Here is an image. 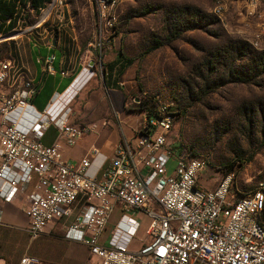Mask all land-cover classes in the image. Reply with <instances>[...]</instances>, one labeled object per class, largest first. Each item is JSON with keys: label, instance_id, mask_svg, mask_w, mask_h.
Here are the masks:
<instances>
[{"label": "rangeland", "instance_id": "374dc122", "mask_svg": "<svg viewBox=\"0 0 264 264\" xmlns=\"http://www.w3.org/2000/svg\"><path fill=\"white\" fill-rule=\"evenodd\" d=\"M60 1L59 6L57 0H48L38 10L26 1L18 8L15 28L26 32L29 25L31 36L39 37L46 29L47 37L64 38L69 50L82 59L83 69L92 73L66 102L63 113L68 124L100 127L104 121L101 129L109 128L106 106L112 109L114 95L124 106L125 116L113 119L120 128L135 127L142 103L167 104L179 113L170 142L174 149L181 145L186 154L203 159L206 169L199 182L205 188L214 187L210 178L226 173L233 176L230 198L264 188V67L253 60L264 51V0L247 17L239 11L242 0H224L220 18L211 12L216 0H115L113 30H108L106 46L100 50L95 0ZM17 35L25 34L0 31V60L9 58L7 44ZM234 42L246 45L234 51ZM100 110L101 117L90 119ZM97 138L90 131L66 148H73L77 157L99 143ZM115 145H110L112 150ZM173 161L171 157L168 170ZM150 210L157 211L156 206L151 204ZM121 214L116 205L100 242L110 237ZM133 217L138 228L126 249L134 253L153 238L146 236L147 215L135 211ZM0 236L6 238V233L0 230ZM20 240L18 236L19 260L39 261L40 248L51 242L29 238V252H20Z\"/></svg>", "mask_w": 264, "mask_h": 264}, {"label": "built area", "instance_id": "2783aa9c", "mask_svg": "<svg viewBox=\"0 0 264 264\" xmlns=\"http://www.w3.org/2000/svg\"><path fill=\"white\" fill-rule=\"evenodd\" d=\"M95 2L100 50L106 46L108 30H113L115 0ZM258 3L242 0L239 11L252 16ZM224 8V0H216L211 12L220 18ZM41 70L54 74L50 58L41 61ZM1 88L11 91L0 93V199L10 202L32 184L24 210L30 239L61 221L63 238L82 244L96 258L93 264H264V188L230 198L233 176L229 173L210 178L215 185L205 188L199 182L206 169L203 159L189 156L183 148L174 149L170 142L176 119L171 106L155 102L152 109L139 111L130 136L116 143L98 174L90 175L89 157L100 152L93 147L76 164L64 160L58 139L71 147L89 130L68 124L63 112L57 116L48 111L56 96L42 112H33L32 123L24 129L18 120L31 110L29 100L37 84L14 60L4 59L0 60ZM50 125L58 139L45 146L39 139ZM151 204L157 211L150 210ZM116 205L122 214L110 237L99 244ZM135 211L150 219L146 236L153 241L133 253L126 247L138 228ZM17 264H38V260L23 257Z\"/></svg>", "mask_w": 264, "mask_h": 264}, {"label": "crops", "instance_id": "0c3cea01", "mask_svg": "<svg viewBox=\"0 0 264 264\" xmlns=\"http://www.w3.org/2000/svg\"><path fill=\"white\" fill-rule=\"evenodd\" d=\"M40 25L41 24L38 23L36 26L40 27ZM29 28H31V26L29 27L28 25L25 28L26 32H19L14 26L11 30L5 33L17 32L18 34H25L22 36L17 35L9 44H7L8 59L14 60L19 66H21L26 73V77L37 84L36 93L29 100L31 110H27L18 120V125L24 129L28 128L29 124L32 123L34 118L33 112H42L49 104L50 100L55 96L63 94L66 90L69 92L74 88L80 77L83 79L82 88L92 77L90 76L87 78V73L89 72L88 70L83 69L82 59L78 57V54L73 53L74 50L73 52L71 51L72 49L69 50L67 44L65 45L64 43V38L58 37L57 39H51L50 37H47L48 32L46 29H43L42 31L43 35L34 37L31 36ZM76 49L79 51L77 46ZM44 58H50V66L54 71L53 75H48L42 72L41 61ZM80 69L83 70L79 71ZM78 72H81V74L75 80L76 76L79 74ZM80 88L77 91H80ZM10 91V88L0 89V93L4 94L10 93ZM113 101L112 109L108 108V105L106 104L107 111H110L111 114V120L108 121L110 124L109 128L106 127L105 129H101V126L106 125L104 121L100 124V127L97 123L82 125L89 130L84 135L91 131V133L98 136L97 141H100L99 143L95 141L85 154H81L77 157L73 156V148H66L63 139L57 138V131L53 126H48L43 131V135L39 139V142L48 146L58 139L63 146L64 160L69 164H76L81 159L87 157V153L91 148H100V154L94 157H89L90 165L87 169V173L90 175L98 174L101 168L108 164L112 150L110 145L117 143L123 137L130 136L128 130L129 127L128 129L127 126L125 128H120L113 121V119L117 120V118L122 115L125 116L124 111H122V107L124 106L119 98H116L114 95ZM103 112V110L98 111L91 115L90 119L94 120L101 117ZM209 181L213 182L211 179ZM31 191L32 184H29L15 194L10 202H2L0 199V230L6 233V238L0 236V264L18 263V236L22 238V241L20 240V252L21 250L29 252V236L26 233L27 218L24 214V210L27 207V197ZM39 237L49 239L51 242L50 245L40 248L42 253H39L38 255L40 258L38 264H93L97 261L95 257L88 254L87 249L82 244L70 242L63 238V223L61 221L48 225ZM104 243L105 241L100 242L99 239V244Z\"/></svg>", "mask_w": 264, "mask_h": 264}, {"label": "trees", "instance_id": "16d2710c", "mask_svg": "<svg viewBox=\"0 0 264 264\" xmlns=\"http://www.w3.org/2000/svg\"><path fill=\"white\" fill-rule=\"evenodd\" d=\"M26 1H27L28 7L31 4L34 9L38 10L40 8V5L46 3L48 0H0V31L3 34L8 32L15 26V24L17 23V20L19 19L17 17L18 8H23L26 4ZM234 43L235 44H232L233 50L234 51L239 50V52L241 51L242 47L246 45V43L244 42H240V43L234 42ZM253 60H255L257 66L260 65L264 67V51L259 52V54L256 55L255 58H253ZM154 104L155 102L146 101L145 103H142L139 106V109L137 111L139 112V111H142L143 109H152ZM178 114L179 113L175 111V115L177 116ZM177 148H183V147L179 145ZM193 157H196V156H193ZM232 186H233V183H232Z\"/></svg>", "mask_w": 264, "mask_h": 264}, {"label": "bare ground", "instance_id": "6f19581e", "mask_svg": "<svg viewBox=\"0 0 264 264\" xmlns=\"http://www.w3.org/2000/svg\"><path fill=\"white\" fill-rule=\"evenodd\" d=\"M88 72H89L88 73V78H89L90 76H92V73L90 71H88ZM81 78L82 77H80L77 80L73 89H71L69 92H68V90H66L63 94L57 95L56 98L49 104L48 111L52 115H55L58 113L57 116H59L63 112V110L65 109V106H67L68 101L71 100V98L77 94V92H78L77 90L82 86L83 79H81ZM74 82H75V80H74Z\"/></svg>", "mask_w": 264, "mask_h": 264}, {"label": "water", "instance_id": "95a60500", "mask_svg": "<svg viewBox=\"0 0 264 264\" xmlns=\"http://www.w3.org/2000/svg\"><path fill=\"white\" fill-rule=\"evenodd\" d=\"M88 66L91 67V66H92V62H89V63H88Z\"/></svg>", "mask_w": 264, "mask_h": 264}]
</instances>
